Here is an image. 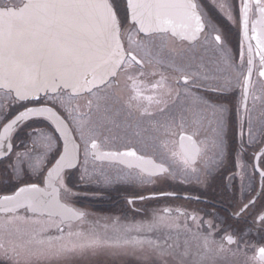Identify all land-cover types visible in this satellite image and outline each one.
Returning a JSON list of instances; mask_svg holds the SVG:
<instances>
[{"label":"snow or ice","instance_id":"obj_1","mask_svg":"<svg viewBox=\"0 0 264 264\" xmlns=\"http://www.w3.org/2000/svg\"><path fill=\"white\" fill-rule=\"evenodd\" d=\"M72 170L204 207L101 223ZM76 256L264 264V0H0V264Z\"/></svg>","mask_w":264,"mask_h":264},{"label":"flooded vegetation","instance_id":"obj_2","mask_svg":"<svg viewBox=\"0 0 264 264\" xmlns=\"http://www.w3.org/2000/svg\"><path fill=\"white\" fill-rule=\"evenodd\" d=\"M237 43V37L235 35V29H233V38H232V46L233 48H235ZM232 169H233V165L230 161L226 162V166H223L219 172V174L216 176V179L213 183V187L211 189H209V191L206 193L204 199H207L209 202H212L213 199L211 198V196L213 194H219V190L221 191V185L224 182V178L225 176L231 175L232 174ZM70 175H79V172L77 170H72ZM128 187H130L127 184H119L116 186H113L112 188L109 189V192H96L94 195L99 196V197H105V196H109V195H114L116 196L117 193L119 191H124V190H128ZM169 190L168 191H176L178 193H180L181 195H198L199 192L195 191V187L194 186H187V185H169ZM99 191H104L103 187H99L98 189ZM160 191H164L163 189V184L160 185H155L150 189V192H160ZM150 192H144L142 194L144 195H149ZM123 197L119 200H117L115 203V206H111V208H105L104 210H101V208L96 209L95 211H92V213H100L102 215L108 213L109 215L116 217V216H120L121 219L127 223V222H131L133 219H135V221H140V220H146L149 219L151 216V213L153 211H157L160 209H163L164 207L167 206H175V205H180L183 204L187 207L191 208H203L204 204H196L194 201L193 202H189V201H184V200H179V199H170L167 197H161L160 199L157 200H146V201H137L135 207L137 209H140V214H135L131 211H129V206L125 203V197L129 196V194L124 195L122 194ZM105 204H111L106 202ZM218 207H222V205H217ZM79 207H83V206H79ZM127 213V219L124 220V214ZM97 216V215H96ZM90 218L96 219L94 218V215H92ZM250 223V221H249ZM235 227L237 229L239 228H246L247 225L241 221V223L235 225ZM253 235H255V233H253Z\"/></svg>","mask_w":264,"mask_h":264},{"label":"rangeland","instance_id":"obj_3","mask_svg":"<svg viewBox=\"0 0 264 264\" xmlns=\"http://www.w3.org/2000/svg\"><path fill=\"white\" fill-rule=\"evenodd\" d=\"M68 180L71 184H75L76 191L80 194L78 196V203L77 206H83L85 207L92 215H94V218L100 219L101 223L105 221V218L112 217L115 218L108 213L102 215L100 213H92V211H95L96 209L101 208V210H104L105 208H111V206L116 205V201L121 199L123 197L122 194L127 195L130 194L128 187V190L119 191L116 196L109 195L105 197H99L94 195L96 192H109L110 188H103L104 191H99V185L95 183H89L79 182V175H70L68 176ZM153 186L150 185L149 189H151ZM168 184H163L164 191H168L169 189ZM220 193V190H219ZM111 194V193H110ZM213 200L218 199V194H213L211 196ZM106 202L111 204H105ZM97 215V216H96ZM117 217V216H116ZM93 219V218H90ZM70 264H97V262H101V264H137V258L134 256H126V257H112V256H76V257H70Z\"/></svg>","mask_w":264,"mask_h":264}]
</instances>
